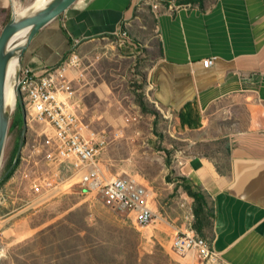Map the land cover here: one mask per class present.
Listing matches in <instances>:
<instances>
[{"label": "crops", "instance_id": "crops-1", "mask_svg": "<svg viewBox=\"0 0 264 264\" xmlns=\"http://www.w3.org/2000/svg\"><path fill=\"white\" fill-rule=\"evenodd\" d=\"M13 1L0 0V32ZM180 3L191 8L169 14L147 0H79L31 38L22 67L41 74L73 50L113 47L119 29L127 31L130 52L150 59L145 97L180 137L190 136L195 154L176 170L202 193L209 215L198 235L194 199L179 186L172 203L158 192L171 250L191 228L217 255L207 264H264V0ZM207 59L214 65L205 67Z\"/></svg>", "mask_w": 264, "mask_h": 264}, {"label": "rangeland", "instance_id": "rangeland-1", "mask_svg": "<svg viewBox=\"0 0 264 264\" xmlns=\"http://www.w3.org/2000/svg\"><path fill=\"white\" fill-rule=\"evenodd\" d=\"M34 1L14 0L6 21ZM111 41L113 47L87 55L84 116L94 129L118 133L101 154L102 177L138 180L153 192L157 213L158 192H165L170 203L181 196L178 186L184 190L186 182L177 174L178 160L194 155V148L189 147L190 136L180 137L174 123L144 96L150 59L120 47L115 38ZM98 53L100 59L95 58ZM139 94L148 112L138 105ZM17 114L18 106L11 113L0 165V264H70L66 257L72 253L75 263L82 264L84 249L92 245L97 248L87 264H207L194 254L171 250L172 239H166L158 213L150 226L139 227L127 211L105 206L96 189L81 194L77 179L56 188L48 185L54 132L46 124L27 119L20 164L5 183L24 126L11 130Z\"/></svg>", "mask_w": 264, "mask_h": 264}, {"label": "built area", "instance_id": "built-area-1", "mask_svg": "<svg viewBox=\"0 0 264 264\" xmlns=\"http://www.w3.org/2000/svg\"><path fill=\"white\" fill-rule=\"evenodd\" d=\"M157 13L165 9L173 14L191 8L181 0H147ZM120 47L130 41L127 31L119 29L115 36ZM100 59V54H95ZM87 55L73 50L55 67L41 74L30 67H21L19 90L30 122L48 125L54 132L52 151L48 162L54 169L49 173L48 185L64 186L77 179L81 194L96 189L102 203L114 210L127 211L139 227H148L156 220L153 210V192L134 178L113 177L104 179L100 158L118 133L108 135L106 130L94 129L84 116V88L89 84L86 66ZM205 67L213 64L204 61ZM173 251L181 256L194 254L204 262H216L217 255L207 241L191 228L174 238Z\"/></svg>", "mask_w": 264, "mask_h": 264}, {"label": "water", "instance_id": "water-1", "mask_svg": "<svg viewBox=\"0 0 264 264\" xmlns=\"http://www.w3.org/2000/svg\"><path fill=\"white\" fill-rule=\"evenodd\" d=\"M79 0H50L46 5L37 10L27 8L22 14H12V17L3 27L0 32V165L3 159L8 132L11 123V113L13 108L19 106L23 115V130L19 143V150L12 168L9 170L7 176L16 168L18 161L23 152L24 144L27 139L28 125L27 114L24 109L22 98L19 90V72L22 67V58L27 50L31 38L47 23L57 17L60 13L66 10L69 6L74 5ZM27 29L25 41L21 46L14 51L8 49L10 40L21 31ZM13 50V51H12ZM16 58L18 62V71L15 75V105L13 108L8 107L4 95L6 68L8 62ZM6 176V177H7Z\"/></svg>", "mask_w": 264, "mask_h": 264}, {"label": "trees", "instance_id": "trees-1", "mask_svg": "<svg viewBox=\"0 0 264 264\" xmlns=\"http://www.w3.org/2000/svg\"><path fill=\"white\" fill-rule=\"evenodd\" d=\"M145 96V95H144ZM144 96L143 94H139L137 96V103L138 105L143 109V111L148 112L149 110L147 109V105L144 101ZM18 116L14 118V120L12 121L11 124V130H21L22 129V125H23V115H22V111L21 108L18 106ZM20 164V161L18 162L16 168L12 171V173L4 180V182L6 183L11 176L14 174L15 170L18 168ZM3 182V183H4ZM2 183V184H3ZM1 186V184H0ZM184 190L186 191V193L192 197L194 199L195 202V207H194V215H195V219H196V225L194 226V230L195 232L200 235L201 233V229L204 227V225L207 222V218H208V214L205 212V208H206V201L204 196L202 195L201 192H196L193 190V188L190 185H184L183 186ZM97 248L96 245H92L89 246L87 248H85L82 257H87V259L85 260V258L83 257V262L82 264H87V261L89 260L90 254L92 252V250H95ZM74 255L72 254H68V256L66 258L69 259L70 264H76V257H74V259L72 258Z\"/></svg>", "mask_w": 264, "mask_h": 264}, {"label": "bare ground", "instance_id": "bare-ground-1", "mask_svg": "<svg viewBox=\"0 0 264 264\" xmlns=\"http://www.w3.org/2000/svg\"><path fill=\"white\" fill-rule=\"evenodd\" d=\"M49 1L50 0H35L31 4L30 9L37 10L39 8H42ZM27 8L25 7L23 10H21L19 12H16V13L18 15L22 14L23 11L26 10ZM26 34H27V29H25L24 31H21L20 33L16 34L10 40L9 45L7 46L8 49H14V51H16L21 46V44L25 41ZM17 71H18L17 59L16 58H12L8 62V65H7V68H6V81H5V90H4L6 104L8 105V107H11V108H13L14 105H15V83H16L15 75H16Z\"/></svg>", "mask_w": 264, "mask_h": 264}]
</instances>
